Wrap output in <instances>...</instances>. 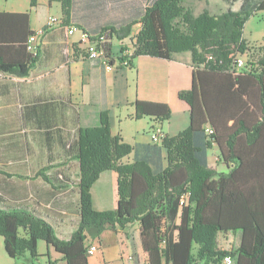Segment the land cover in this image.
Segmentation results:
<instances>
[{
  "label": "trees",
  "instance_id": "trees-1",
  "mask_svg": "<svg viewBox=\"0 0 264 264\" xmlns=\"http://www.w3.org/2000/svg\"><path fill=\"white\" fill-rule=\"evenodd\" d=\"M184 1L155 0L139 20L97 33L87 31L91 37L104 38L101 49L109 65L111 41L130 38L137 23L132 58L172 60L175 54H190L191 86L178 93L188 106L189 126L162 138L168 166L153 173L144 162L122 164L132 148L111 135L107 114L102 113L98 127L81 129L78 135V227L63 240L23 203L0 207V237L7 257L27 258L33 264L41 257L38 243L44 242L66 264H88L87 236L137 224L148 264H222L226 255L233 264H264V46L255 64L234 69L236 57L248 53L244 24L264 11V0H222L227 9L213 15L207 9L195 15ZM236 1L240 7L234 12ZM52 2H60L63 10L72 4ZM36 6L37 0H30V8ZM32 35L28 11L0 12V75L29 74L38 58L37 51L27 50ZM132 106L134 119L164 122L171 115L164 103L136 100ZM213 145L226 172L208 167ZM105 171L116 173V207L98 212L90 190ZM42 172L38 176L46 180ZM183 195H188L187 204L181 206ZM228 232H239V245L220 250L217 234Z\"/></svg>",
  "mask_w": 264,
  "mask_h": 264
},
{
  "label": "crops",
  "instance_id": "crops-1",
  "mask_svg": "<svg viewBox=\"0 0 264 264\" xmlns=\"http://www.w3.org/2000/svg\"><path fill=\"white\" fill-rule=\"evenodd\" d=\"M153 1L72 0L71 7L63 10L60 2L37 0V6L29 10L24 9L29 0H7L4 4L0 0V12L28 11L34 33L49 17L61 20V26L39 38L38 58L26 77L0 75V195L10 206L23 203V207L37 212L53 226L60 239L68 240L80 219L76 156L81 129L98 127L101 114L106 113L111 135L119 136L132 148L122 162H144L153 173H158L167 167V154L162 141L151 142V134L159 131L163 137H174L189 126L188 106L178 97L180 91L191 86L189 53L175 54L172 60L131 56L128 66H123L120 59L126 50H135L134 44H126L130 38L113 39L111 64L106 67L102 60L87 58L77 33L68 36L66 32L71 25L97 33L108 26L139 20ZM205 3L210 14L219 13L210 10L209 1ZM234 4L231 10L236 12L240 1ZM226 9L225 5L218 10ZM139 30L137 23L131 34ZM136 100L167 104L171 115L164 122L148 117L134 119L132 104ZM129 127L133 128L131 132L127 131ZM217 155L213 145L207 155L208 167L212 168L210 160L217 159ZM217 163L218 168L212 169L227 171L218 159ZM43 170L46 180L38 176ZM115 184V172L105 171L92 185L91 199L96 211L115 209ZM131 227H135V234ZM239 236V232L217 234V247L235 249ZM92 244H97L99 250L87 258L88 264H136L127 261L126 256L145 255L137 224L122 230L105 229L98 237L87 236L85 247ZM44 245L39 242L37 248L41 257L48 253L44 264L49 260L66 264L52 248L46 246L45 251ZM26 259L23 264H29Z\"/></svg>",
  "mask_w": 264,
  "mask_h": 264
},
{
  "label": "built area",
  "instance_id": "built-area-1",
  "mask_svg": "<svg viewBox=\"0 0 264 264\" xmlns=\"http://www.w3.org/2000/svg\"><path fill=\"white\" fill-rule=\"evenodd\" d=\"M61 20L57 17H49L45 23V25L39 29L34 35L30 36L27 41V50L30 53H35L37 51V47L39 44V38L45 34V32L61 26ZM66 32L68 36H72L75 33L78 34L79 43L85 47L86 56L90 60H102L106 67L109 66V61L104 58L103 51L101 49L102 44L104 43L103 37H91L90 34L83 29H79L76 26H70L66 28ZM134 44V42L132 43ZM134 48L131 47L130 49L126 50L123 53L124 58H122V65L128 66L130 57L132 56ZM245 67V63L241 57V55L237 56L234 63V69L236 71L241 70ZM208 134H212L211 129H207ZM163 136L159 133V131H155L151 134V142L154 144H159L162 141ZM187 196L183 195L180 198V205L183 206L187 204ZM99 247L97 244H92L86 248L87 256H93L97 253ZM126 260L129 262H133L136 264H148L146 255L139 256V255H128L126 256ZM222 264H233L230 256L226 255L223 257Z\"/></svg>",
  "mask_w": 264,
  "mask_h": 264
},
{
  "label": "rangeland",
  "instance_id": "rangeland-1",
  "mask_svg": "<svg viewBox=\"0 0 264 264\" xmlns=\"http://www.w3.org/2000/svg\"><path fill=\"white\" fill-rule=\"evenodd\" d=\"M210 2V10L214 12H220L218 10L220 7H225V4L220 1V0H207ZM4 2H7V0H2V4ZM206 0H200V1H192V0H185L183 2V5L185 7H190L195 15H198L203 11L204 9L208 8L207 3H205ZM238 4H234L233 8L236 9ZM24 9H31L30 8V0L26 5L24 4ZM138 32H134V34L130 37V39L126 40L127 45H132V43L135 41V36L137 35ZM243 36L245 37L246 41L249 43L248 44V53L246 52L245 54L241 55L245 66L247 64H250L252 62L257 61L258 57L260 56V51L264 46V11L258 12L256 14H253L251 17L247 19V21L244 24L243 27ZM135 51V50H134ZM133 51V53H134ZM255 64V63H252ZM133 128L129 127L127 130L128 132H131ZM167 159V156H166ZM122 162V161H121ZM122 164H129V163H123ZM132 164V163H131ZM210 165L212 168L216 169L218 168V163L216 158H211L210 160ZM168 166V163H167ZM114 172V171H113ZM116 174V173H115ZM91 194V190H90ZM4 196L0 195V205L1 206H7V202L3 199ZM92 201V199H91ZM93 206V205H92ZM94 209V208H93ZM95 210V209H94ZM96 211V210H95ZM100 212V211H98ZM102 212V211H101ZM132 234H135V227L130 229ZM45 244V243H44ZM3 243L0 241V264H10L12 262L6 257V254L3 250ZM45 246V251H46V244ZM38 248V246H37ZM50 248V247H49ZM38 252V249H37ZM47 257H39L33 264H44L45 261H47L48 258V253L46 252ZM23 258L18 259L16 261H13V264H23Z\"/></svg>",
  "mask_w": 264,
  "mask_h": 264
}]
</instances>
